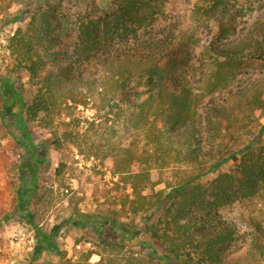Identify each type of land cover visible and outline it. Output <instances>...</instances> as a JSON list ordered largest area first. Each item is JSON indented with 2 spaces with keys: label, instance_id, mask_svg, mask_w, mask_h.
Returning a JSON list of instances; mask_svg holds the SVG:
<instances>
[{
  "label": "trees",
  "instance_id": "obj_1",
  "mask_svg": "<svg viewBox=\"0 0 264 264\" xmlns=\"http://www.w3.org/2000/svg\"><path fill=\"white\" fill-rule=\"evenodd\" d=\"M157 1L22 0L15 19L31 21L27 34L16 38L12 48L19 55L16 64L27 70L30 81L38 85L30 103L26 100L24 83L16 80L18 69L6 73L0 69V89L7 98L3 119L16 123L23 139L19 142L31 151L28 162L31 180L19 190L18 203L27 210L38 186V163L46 156V140L39 143L32 140L25 116L35 118L44 113L50 124L62 107L91 103L94 120L104 122L111 132L116 117L125 118L128 134L120 147L122 160L114 156L110 166L115 167L108 169L119 176L115 184H122L125 191L120 206L140 216L144 225L124 223L114 215L76 210L66 220L68 228L91 226L98 241L83 249L79 257L66 259L64 264H264L261 219H252L246 257L229 259L240 231L218 213L216 206L221 199L199 204L198 213L193 209L196 203L185 196L196 180L207 172L217 171L237 153H242L240 177L219 173L213 182L215 195L230 198L234 184L243 186L251 197L264 195V158L253 156V146L262 143L264 130L246 145H237L239 140L232 133L226 139L228 131L239 121L237 110L243 114L262 110L257 118L264 115L263 82L246 94L228 91V103L217 105L212 101L214 119L209 117L207 123L216 132L218 141L214 146L205 143L202 124H198L199 99L208 95L213 99L222 69L231 71L234 62L241 65L244 60L264 64V27L250 35L238 36L229 17L220 21L219 33L206 49L211 67L217 68L215 72L211 70L209 82L214 78L216 83H210L203 95L185 85L178 74L180 52L189 45V40L154 37L147 31ZM225 2L197 0L194 16L210 21L216 12L223 13ZM65 35H70V43ZM71 51L78 55L73 64L76 69L70 63L59 64L62 61L58 59ZM45 58L58 62L54 64L57 67L43 72ZM133 134L140 136L138 145ZM259 149L264 151L263 146ZM167 170L185 171L187 175L168 193L161 189L146 194L147 189L154 190L164 182L162 174ZM25 216H30L27 211ZM34 227L36 253L56 250L62 259L67 257L56 241L58 228L47 232L36 224ZM94 255L99 256L97 262H91Z\"/></svg>",
  "mask_w": 264,
  "mask_h": 264
},
{
  "label": "rangeland",
  "instance_id": "obj_2",
  "mask_svg": "<svg viewBox=\"0 0 264 264\" xmlns=\"http://www.w3.org/2000/svg\"><path fill=\"white\" fill-rule=\"evenodd\" d=\"M196 1L158 0L155 5L154 19H150L149 24H151L148 25L147 31L154 37L177 36L184 41L189 40V45L182 48L180 52L181 66L178 74L183 83L194 89L195 93L205 95L210 83H216L214 78L209 82L211 70L215 72L217 68L211 67L210 56L206 49L212 38L219 33L220 21L229 17L237 27L236 35H250L264 27V0H226L225 5L222 6L223 13L216 12L211 16L210 21H202L194 16L193 7ZM21 7L22 0H0V31L12 23L15 31L13 37L6 34L3 38L0 37V69L4 73L18 69L19 78L16 80L24 83L26 100L30 103L36 95L38 85L30 81L31 75L27 70L16 64L19 61V55L13 52L12 48L16 38L27 34L31 21V19H15ZM65 36L70 43L72 40L70 35ZM39 53L43 56L44 52L39 48ZM77 58L78 55L71 51L69 55L62 56L58 60L62 61L59 64L70 63L71 68L76 69L73 64H76ZM44 62L46 64L42 66L43 72L50 67H57L54 64H58L55 60L48 58H45ZM233 66L235 68L230 69L231 71H228V68L221 70L217 84L218 91L213 95V99L209 95L199 99L198 124H202L203 140L209 146H214L218 141L214 128L207 123L209 117L214 119L212 118L214 116L212 101L222 105L225 102L228 103L226 94L228 91L234 94H246L260 81L264 86V64L244 60L241 65L239 61L234 62ZM6 101L7 98L0 89V180L6 179L8 182L10 187L8 195L12 207L11 210L3 209L2 211L4 214L0 220V229L3 228L4 231H0V259L10 251V239L15 234L22 232L28 235L33 234L37 241L34 224L47 232L58 228L56 241L66 252L67 257L62 259L56 250L36 253L35 241L33 246L20 249L23 264H64L66 259L79 257L83 249L92 247L98 239L91 226L86 229L68 228L66 220L76 210L100 216L114 215L120 218L121 222L143 227L144 220L140 216H135L120 206L125 191L122 184L120 186L115 184L119 182V176L113 175L108 169L112 165L110 162L114 156L118 155V158L122 160L120 147L128 134L125 118L116 117V122L113 124L115 129L111 132L104 122L94 120L95 110L91 103L87 106L62 107L56 112L54 122L50 124H48L49 118L44 113L35 118L25 116L32 140L36 143L46 140L44 146L46 156L38 163L40 175L37 190L25 210L30 216H25V211L18 203V192L31 180L28 170L31 151L19 142L23 139L16 123L3 119ZM261 111L243 114L237 110L240 116L239 121L228 131L226 139L232 133L235 139L239 140L237 145L242 143L246 145L250 140H254L260 130H264V115L257 118ZM240 135L243 137L239 138ZM133 140L138 145L140 136L133 134ZM262 140L261 144L253 146V156L261 155L263 159L264 151H260L259 147H264V135ZM241 160L242 153H237L217 171L207 172L196 180L192 185L193 190L191 187L188 188L191 194L185 193L192 203H196L193 209H196L198 213L200 212L199 204L206 200L221 199V203L216 206L218 213L240 231V239L231 247L234 252L230 254L229 259L239 260L245 258L249 250L253 229L252 219H261L264 222V195L259 198L251 197L243 191V186L239 188L237 184H234L229 191L230 198L216 196L213 182L219 173L227 172L239 178L238 166ZM112 167L115 166H110ZM186 175L185 171L167 170L162 174L164 182L156 186L154 190L147 189L145 193L150 194L161 189H165L168 193L171 187ZM5 187L0 182V193ZM161 214L162 210L158 215ZM87 243H90V246ZM98 260V255L91 258V262Z\"/></svg>",
  "mask_w": 264,
  "mask_h": 264
},
{
  "label": "built area",
  "instance_id": "obj_3",
  "mask_svg": "<svg viewBox=\"0 0 264 264\" xmlns=\"http://www.w3.org/2000/svg\"><path fill=\"white\" fill-rule=\"evenodd\" d=\"M13 37L15 31L13 30V23L7 25L2 31H0V37L3 38L4 35ZM35 238L33 234H15L10 239V251L2 257L1 264H23L20 258V249H24L26 246L31 247L35 243ZM90 246V243H87ZM80 247V245H78Z\"/></svg>",
  "mask_w": 264,
  "mask_h": 264
},
{
  "label": "crops",
  "instance_id": "obj_4",
  "mask_svg": "<svg viewBox=\"0 0 264 264\" xmlns=\"http://www.w3.org/2000/svg\"><path fill=\"white\" fill-rule=\"evenodd\" d=\"M0 182H2V185L3 186H6L4 188V190L0 193V220H2L3 218V214L2 211L3 209L4 210H11V204H10V201H9V195H8V190L10 189L9 185H8V182L6 179H1ZM0 231H4L3 228L0 229ZM7 246H9L7 244ZM1 260L2 258L0 259V264H1Z\"/></svg>",
  "mask_w": 264,
  "mask_h": 264
}]
</instances>
